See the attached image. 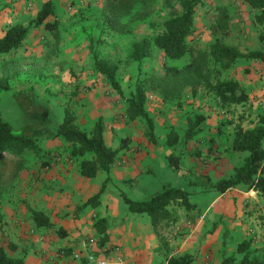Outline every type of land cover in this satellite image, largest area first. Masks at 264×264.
Returning <instances> with one entry per match:
<instances>
[{
  "label": "crops",
  "instance_id": "obj_1",
  "mask_svg": "<svg viewBox=\"0 0 264 264\" xmlns=\"http://www.w3.org/2000/svg\"><path fill=\"white\" fill-rule=\"evenodd\" d=\"M243 8L245 12L240 19L244 20V29L238 35L236 46L242 53L255 50L264 53V22L256 21L257 11L251 9L246 0ZM10 21L11 19L7 22ZM16 23L17 20L11 24ZM0 33L2 37L5 30L4 32L1 30ZM69 56L72 59L70 66L76 70V77L70 78L64 75L62 77L64 81L60 84L65 90L76 89L78 93L71 96L65 90H58V87L53 88V91L57 93L60 91L59 97L73 103L72 111L79 114L75 115L76 120L93 124L100 119L103 124V138L109 147L119 149L118 143L125 136L131 140L127 144L128 147L118 150L115 156L107 174L111 185L120 190V193L136 201H144L145 195H148L145 199L147 200L161 191L164 185H170L189 193V200L194 205L191 209L197 210L205 207V213L214 212L213 215L216 218H213L211 223L212 225L215 222L212 232L204 231L207 221L203 218L194 225L186 219L187 226L181 229V222H184L186 218L184 214L191 209L169 206L173 217L179 215L180 217L177 221L165 222L161 235H167L169 231L182 234L178 235L179 237L175 240L168 239L176 249L174 253L169 254V257L189 254L192 255L190 264H219L224 252H232L235 249V247L232 249L229 242L237 244L244 239H252L253 244L259 245L264 240V202L256 191L244 185H236L225 191H219L214 187L218 180L227 178L233 173L235 167L242 165L247 155L246 152L232 149V140L235 136L234 133L232 134L233 128L236 132L237 127L242 129L253 127L258 121L259 114L264 112V58L241 57L234 62L231 68L229 78L237 80L248 97L245 103L238 105L241 115H230L227 110L233 107H229L231 105L222 106L213 93L205 89L204 91H200L202 88L199 89L195 95L186 90L189 91L186 96L188 102L192 103L195 109L198 107L200 114H203L201 116L205 117V126L201 129L194 126L195 128L192 127V130L188 131L192 124L189 125L185 134L192 132V135L187 137L186 144L181 146L176 144L180 140V135L174 131L178 140L169 144L164 137L165 133L160 135V127L154 119L155 140L146 142L141 139L133 128L135 120L127 118V97L117 93L105 76L94 69L93 64L88 70L90 64L84 59L85 52L76 51L73 48ZM26 86L25 89L28 88ZM13 87V85L9 87L8 84L5 89L0 87V94L9 90L12 94L17 92L16 90L21 92L24 90V88L13 89ZM48 87L50 90V86ZM158 99L161 100L160 97ZM209 100H211L210 103ZM46 102L45 99L40 103ZM65 107L69 106H64L63 111ZM20 116L21 119L25 117L23 120L28 119V115ZM60 118L63 116L61 115ZM161 118L158 124L165 123L174 126L182 121L181 115H161ZM226 118L229 123L226 127L218 129L215 125ZM168 128L172 129V127ZM220 130L222 133H219ZM158 136L164 137L167 143L162 145L156 143L157 140L159 142ZM222 136L229 137V140L226 142ZM58 140L63 141L61 138ZM47 143L45 148L50 150L51 142ZM262 147L264 148V141ZM61 148L64 147H57L56 150H62ZM200 150L201 154H193L200 153ZM52 154L59 153L53 152ZM63 155L61 153L60 157L62 158ZM170 155L176 157L179 172L169 164ZM77 163L72 159L61 160L48 170L30 169L24 171L22 175V184L26 182L32 185V176L42 179L47 189L30 198L40 202L41 207L37 210L49 217L52 223L49 227L58 224L57 233L49 227L35 225L31 212L26 217L25 211L16 210L12 205L14 202H9L6 198L0 203V243L4 245L6 239L12 242L15 247L14 256L22 257L25 264H84L83 258L74 259L72 257L76 251H81L82 255L90 251L98 252L100 256L108 255L114 259L112 264H160L162 253L165 251L160 248L159 239L154 233L155 228L149 216L146 213L130 211L123 200L121 201L116 196H113L111 202L120 205L121 212L114 214L118 222L107 232V239L98 243L97 238L91 237L93 243L84 242L83 239L86 236L97 234L95 226H89L90 222L82 213L90 206L84 203L89 197L98 193L107 177L100 180H89L80 174V162ZM58 187H63V191L58 192L56 190ZM198 187H201L203 191L208 190V192H202L199 199L195 196ZM6 201L8 203L3 205ZM107 201L108 199L103 198L99 208L102 205L105 206ZM108 214L109 212H105L103 216H110ZM31 228L33 232H30ZM60 246H65L64 248L68 251L71 250V256L58 254L59 251L64 252L59 248ZM116 257L121 258V263H117Z\"/></svg>",
  "mask_w": 264,
  "mask_h": 264
},
{
  "label": "rangeland",
  "instance_id": "obj_2",
  "mask_svg": "<svg viewBox=\"0 0 264 264\" xmlns=\"http://www.w3.org/2000/svg\"><path fill=\"white\" fill-rule=\"evenodd\" d=\"M46 1L48 0H0V32L1 30L4 32L7 26L12 25L11 23L16 20L17 23H21L22 25H27L28 22L35 20ZM50 1L53 3L52 13L46 18V21L57 22L59 39L55 40L43 24H35L31 26L27 37L17 48L0 54V87L4 83H7L9 87L13 85V89L24 88L23 92L18 90H16L17 92H13L14 94L17 93V96L12 94L11 90L0 94V120L9 123L19 132L34 138L39 147L37 152L33 150L25 151L24 163L26 167L20 170L19 176L12 188L8 192L0 195V203H2V200L8 198L9 200L7 201L14 202L12 205L15 206L16 210L25 211L26 217L29 215L30 209L35 208L37 210L41 207L40 202H36L37 200L30 198V196L38 192L41 193L47 188L38 176H32V185L26 182L24 183L26 185L22 184L24 171L30 169L39 170L41 167L39 165L41 159L50 158L53 152L59 153V156H61V153L64 154L61 158L63 161L72 159L76 163L80 162L79 158L72 157L69 154L68 143L64 141L59 142L58 138L53 136L56 127L62 119L60 116H63V107L69 106L73 109L74 106L70 100L64 101L59 97L60 91L65 90L60 84V82L64 81L62 77L64 75L70 78L76 77V70L70 66L72 59L69 54L73 48L76 51L85 52L84 59L90 64L88 70L91 69L92 64L94 65L95 58L107 59L110 63L116 64L118 66L116 75L121 87V93L119 94L123 97L129 96L130 92L134 89L137 79L149 74H161L164 64L183 66L190 60L188 55L179 59L165 60L162 51L154 46L152 42L154 36L162 30V22L169 18L171 12L177 6V0H153L148 15L142 21L132 24L129 32L109 31L100 28L98 19L106 0ZM244 5L245 0H201L195 7L193 29L186 41L196 47L207 49L214 41L212 27L216 22L221 8H223L230 15V25L232 28V35L226 41L236 45L238 43V35L244 29V20L240 19L245 12ZM9 19L11 21L7 22ZM143 39L146 43L148 56L142 58L140 61L132 60L130 53L133 42ZM231 70L226 73L227 77H230ZM61 71H63L62 74ZM25 86L28 88L25 89ZM48 86H50V90ZM56 87L60 90L58 93L53 91V88L56 89ZM65 91L71 96H75L78 93L76 89ZM200 91H204V89ZM188 92L184 91L178 101L164 102L162 99V101L158 99L159 96L156 93L149 91L147 92L145 103L146 110L160 127V135L165 133L164 137L169 139L173 137L175 134L174 131H176L180 135V140L176 144L181 146L183 144L185 145L188 140L187 132L185 134V131L189 125L192 124L188 130H192L194 126L198 127V129L205 126V117L199 123L195 124L197 122L196 115L200 116L203 114H200L198 107L195 109L192 103L188 102V98L186 97ZM45 99L47 102L41 104L40 102H43ZM211 100L208 102L210 103ZM229 107H233L227 110L230 115H241V110L238 105H231ZM73 112L75 115H79L76 111L73 110ZM20 115H28V119L23 120L25 117L21 119ZM161 115H181L182 121L179 125L174 126L165 123L158 124V121L162 119ZM76 121L85 130L90 129L92 126L90 122L85 123L83 120ZM228 123V119L226 118L215 126L221 129L223 126L226 127ZM168 127H172V129ZM133 128L140 135L141 139L146 140V142L150 141L145 134L144 124L141 120L133 121ZM220 132L222 133L221 130ZM233 133L235 134V128H233ZM158 137L159 142L157 140L156 143L160 145L167 143L164 137ZM222 139L227 142L229 137L222 136ZM47 142L53 143L49 144L52 147L49 148L50 150L45 148V145L48 144ZM130 142L131 140L128 136L123 137L118 143V150L128 147L127 144ZM60 146L64 148H61L62 150H56ZM201 153L200 150V153L193 154L198 155ZM105 176L107 177L105 172L99 171L94 178H89V180H100ZM200 188L198 187L195 193L198 199L202 196V192H208L207 189L203 191ZM100 189H102V192L98 199L92 205L88 206L86 210L82 211L90 222L89 226H95L96 221L101 219L103 221L100 223L104 229V234H99L97 231L95 236H86L83 239L84 242L90 244L91 237L97 238L98 243L107 239V232L118 222L114 214L121 212L120 205L111 202L113 196L120 198L121 201L122 198L120 190L111 185L109 177L108 180H104ZM56 190L62 192L63 187H58ZM109 196H112V198H109ZM147 196L145 195L143 199L148 198ZM103 198L108 199V201L105 203V206L102 205L99 208ZM7 201L3 205H6L8 203ZM78 207L80 206L78 205ZM204 208L200 207L197 210L191 209L185 212L184 216L186 218L184 222H181V229L187 226L185 224L186 219L190 220L191 224L194 225L203 218V220L207 221V224L204 225V231L212 232L215 228V225H213L215 222L212 225L211 223L213 218L216 217L213 215L214 212L205 213L206 210ZM105 212H109L108 215L110 216H103ZM178 217L180 215L176 216L174 220L177 221L179 219ZM164 223L156 226L154 230L155 235L159 239L160 248L165 251L162 253L160 264H166L169 254L174 253L176 250L175 245L168 241V239L173 238L175 240L182 235H179L180 232L173 233L172 231L167 232V235H161ZM53 225L49 228L57 233L58 224ZM228 244L232 246V249L236 245L234 242H229ZM4 245L8 254L14 256L12 242L6 239ZM64 247L60 246L59 248L64 250V256L70 257L72 251H68ZM92 253L98 255V252Z\"/></svg>",
  "mask_w": 264,
  "mask_h": 264
},
{
  "label": "trees",
  "instance_id": "obj_3",
  "mask_svg": "<svg viewBox=\"0 0 264 264\" xmlns=\"http://www.w3.org/2000/svg\"><path fill=\"white\" fill-rule=\"evenodd\" d=\"M200 1L177 0V6L169 18L162 22V30L152 39L154 46L162 51L165 60L179 59L185 55H188L190 60L183 66L164 64L161 74H149L137 79L134 89L126 98L127 118L141 120L145 134L150 140H155V134L153 118L145 107L147 92L156 93L164 102H172L178 101L186 90L195 95L202 88L213 93L222 106L243 104L247 101V93L237 80L227 77L226 73L238 58H264V53L261 51L242 53L236 45L226 41L232 35V28L230 15L223 8L212 27L213 43L207 49L189 44L186 39L192 32L195 7ZM246 2L251 9L257 11L256 21L264 22V0H246ZM152 3L153 0H106L99 15L98 25L103 30L129 32L132 24L142 21L148 15ZM52 7V1L48 0L43 4L35 20L28 22L27 25L19 23L10 25L0 37V54L17 48L27 36L31 26L35 24H43L52 37L58 40L57 22L46 21L52 13ZM146 56L148 50L145 40L133 42L130 53L132 60L140 61ZM94 69L105 76L112 88L121 93L116 64L110 63L107 59L95 58ZM2 88H7V83H4ZM202 118L198 115L195 124ZM191 135L192 132H188L187 137ZM53 136L69 144V154L79 158L80 174L83 177L94 178L99 171L109 173L118 149L106 145L100 119L95 121L90 129H82L72 109L65 107L63 118ZM177 140L176 134L167 139L169 144ZM263 141L264 112L259 114L258 121L253 127L249 129L237 127L231 147L233 150L246 152L247 155L242 165L235 167L227 178L218 180L214 187L219 191H225L236 185H244L256 191L264 202ZM38 149L34 138L0 120V195L12 188L20 170L26 167L25 151L37 152ZM48 158L41 159L40 168L48 164ZM168 161L179 172L176 157L170 155ZM101 192L102 189L89 197L84 205H92ZM120 195L130 211L146 213L154 228L163 222L174 220L169 206H180L187 210L194 206L189 200L187 191L170 185H164L161 191L144 201L133 200L123 193ZM30 212L32 220L38 227L52 225L49 217L42 211L30 209ZM100 222H103L102 219L96 221L95 228L99 234H104ZM12 249H15L13 245ZM190 262L189 254H180L170 256L166 264H190ZM0 264H25V262L22 257L9 255L5 246L0 243ZM219 264H264V240L259 245L253 244L252 239L238 242L234 251L222 254Z\"/></svg>",
  "mask_w": 264,
  "mask_h": 264
},
{
  "label": "built area",
  "instance_id": "obj_4",
  "mask_svg": "<svg viewBox=\"0 0 264 264\" xmlns=\"http://www.w3.org/2000/svg\"><path fill=\"white\" fill-rule=\"evenodd\" d=\"M61 157L58 154H53L49 159H48V164L45 165L44 167L40 168L42 170H48L49 168H51L53 165H55L56 163H59L61 161ZM30 232H33V229H30ZM91 243H93V241L91 240ZM63 251H59L58 254H63ZM72 257L74 259H80L83 258L84 259V264H112V260H114L113 258H111L110 256H106V255H96L95 253L92 252H87L85 255H82L81 251H76L72 254ZM116 261L117 263H121V258L120 257H116Z\"/></svg>",
  "mask_w": 264,
  "mask_h": 264
}]
</instances>
